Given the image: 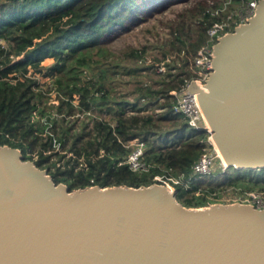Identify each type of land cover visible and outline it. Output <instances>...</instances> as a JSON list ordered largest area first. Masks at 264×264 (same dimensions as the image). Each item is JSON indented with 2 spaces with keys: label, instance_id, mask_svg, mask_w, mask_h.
<instances>
[{
  "label": "trees",
  "instance_id": "1",
  "mask_svg": "<svg viewBox=\"0 0 264 264\" xmlns=\"http://www.w3.org/2000/svg\"><path fill=\"white\" fill-rule=\"evenodd\" d=\"M142 1L0 0V144L20 148L25 158L72 189L148 185L155 174L184 173L192 187L178 184L176 189L187 206L208 205L219 195L213 194L219 185L264 192V167L231 165L194 178L193 164L203 152H214V145L206 129H194L174 108L172 90L197 75L193 58L207 41L210 24L228 13H212L225 0L181 13L165 40L168 48L152 63L146 64V46L131 49L133 65L105 62L112 51L102 44L104 37L138 15ZM46 57L54 62L44 67ZM146 70L159 78L139 79ZM33 72L54 77L63 94L58 103L48 89L37 87ZM121 74L134 79L130 91L117 88L115 82H124ZM73 94L79 95L77 104ZM87 111L96 114L77 115ZM136 137L145 142L148 172L133 171L124 161Z\"/></svg>",
  "mask_w": 264,
  "mask_h": 264
},
{
  "label": "water",
  "instance_id": "2",
  "mask_svg": "<svg viewBox=\"0 0 264 264\" xmlns=\"http://www.w3.org/2000/svg\"><path fill=\"white\" fill-rule=\"evenodd\" d=\"M220 36L204 89L228 164L264 167V0ZM159 182L72 189L0 144V264H264V209L187 206Z\"/></svg>",
  "mask_w": 264,
  "mask_h": 264
},
{
  "label": "built area",
  "instance_id": "3",
  "mask_svg": "<svg viewBox=\"0 0 264 264\" xmlns=\"http://www.w3.org/2000/svg\"><path fill=\"white\" fill-rule=\"evenodd\" d=\"M214 2V1H213ZM259 0H225L222 6H217L212 13L219 15L222 11L228 10L226 16L221 19H217L210 24L207 29L208 39L198 49L197 54L193 58L192 64L197 66V75L189 80L186 84L182 85L180 89L172 90L175 96L174 108L177 112L183 114L187 119L188 123L194 129H206L209 132V140L214 145V152L206 151L203 152L199 158L195 161L192 167L194 178L202 177L212 173L214 165L216 164L217 158L221 157L218 148L212 137V129L208 123V120L203 111L202 105L199 101L197 92L190 91L189 84L194 79L198 86L206 89V85L203 84L207 81L210 71L213 70L212 60L214 56V44L218 42L220 36L225 33L234 30L237 25L246 23L250 19L249 17L255 15L256 8L258 7ZM213 4V3H211ZM164 70V66L162 67ZM33 76L37 79V85L40 84L39 75L33 72ZM41 73V72H39ZM45 77V84L48 87H43L44 91L49 90L47 93L52 97L53 102L58 103L59 97L63 96L60 93L54 77L51 74H43ZM69 99V98H68ZM79 95L73 94L71 101L75 104L78 103ZM85 114L95 116L96 113L93 111H87L86 113L79 112L77 115L83 117ZM55 137V141H56ZM130 144L134 145L133 150L129 153L127 158L124 160L130 166L133 171L148 172L151 170V164L144 159L145 142L139 137H136L130 141ZM222 158V157H221ZM226 166V164H225ZM155 182L163 183L170 189H176L178 184H186L191 181L190 178H186L184 173L177 176L172 174H155ZM239 196L235 195L232 201H224L223 203L242 202L252 204L254 207L264 209V192L261 190H245L239 192ZM231 197H233L231 195Z\"/></svg>",
  "mask_w": 264,
  "mask_h": 264
},
{
  "label": "rangeland",
  "instance_id": "4",
  "mask_svg": "<svg viewBox=\"0 0 264 264\" xmlns=\"http://www.w3.org/2000/svg\"><path fill=\"white\" fill-rule=\"evenodd\" d=\"M215 0H144L141 2V6L138 10V15H133L132 17L124 24L123 27H117L113 33H107L104 37V46L108 47L112 54L108 58L104 57L105 62H111L116 60H121L122 64L133 65L135 62L130 51L133 48H142L146 46V64L152 63L155 57L162 56V48H168L166 46L165 40L170 34V29L172 23L178 19L181 13L186 12L187 9H197L198 4H211ZM2 41V40H0ZM24 56H21L23 58ZM54 62V58L46 57L42 60L41 65L44 67L49 66ZM163 66L159 67V70ZM165 69V67H164ZM33 70V69H31ZM141 71L142 75L138 76L139 79L150 80L158 79L159 76L155 74L152 70L150 71ZM32 72V71H31ZM35 73H32V75ZM36 75H39L40 84L37 85L38 88L48 87L47 83L45 84V76L43 73L36 72ZM124 82H115L117 88L122 91H130L135 85V81L131 76L121 74L120 75ZM53 96H51L52 98ZM151 111V109L149 110ZM96 113V111H93ZM44 119V118H43ZM41 117V120H43ZM164 125H169L170 123L162 122ZM170 126V125H169ZM213 137V132H212ZM225 161L223 158L218 157L214 169L212 172H220L226 170L229 166H225ZM172 176H177L172 174ZM201 179V177H198ZM207 183L204 182L201 185L207 187ZM186 187H192L191 181H188L186 184H183ZM214 185V183L212 184ZM224 187V186H223ZM177 188V186H176ZM231 187L222 188L221 185L217 187L216 192H213L214 195L219 193L210 203L215 202H224L232 201L236 196H239V192H234L231 190ZM186 196L192 197L193 192H186ZM231 195L233 197H231ZM214 197V196H213ZM219 198V199H218ZM209 203V204H210ZM208 204V205H209Z\"/></svg>",
  "mask_w": 264,
  "mask_h": 264
},
{
  "label": "bare ground",
  "instance_id": "5",
  "mask_svg": "<svg viewBox=\"0 0 264 264\" xmlns=\"http://www.w3.org/2000/svg\"><path fill=\"white\" fill-rule=\"evenodd\" d=\"M206 89H207V88H206ZM208 123H209L210 127L212 128V126H211L209 120H208ZM213 139H214V142H215V144H216V146H217V148H218V151H219L221 157L224 159L225 163L228 164V160H227V158H226L224 152L222 151V149H221V147H220V145H219L217 139H216L214 136H213Z\"/></svg>",
  "mask_w": 264,
  "mask_h": 264
}]
</instances>
